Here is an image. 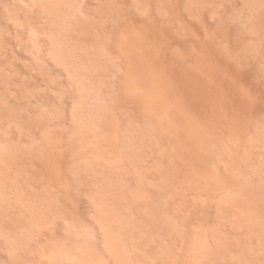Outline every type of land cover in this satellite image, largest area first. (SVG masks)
<instances>
[{
  "label": "rangeland",
  "instance_id": "rangeland-1",
  "mask_svg": "<svg viewBox=\"0 0 264 264\" xmlns=\"http://www.w3.org/2000/svg\"><path fill=\"white\" fill-rule=\"evenodd\" d=\"M0 264H264V0H0Z\"/></svg>",
  "mask_w": 264,
  "mask_h": 264
},
{
  "label": "snow or ice",
  "instance_id": "snow-or-ice-1",
  "mask_svg": "<svg viewBox=\"0 0 264 264\" xmlns=\"http://www.w3.org/2000/svg\"><path fill=\"white\" fill-rule=\"evenodd\" d=\"M73 111L75 112V107H74Z\"/></svg>",
  "mask_w": 264,
  "mask_h": 264
}]
</instances>
